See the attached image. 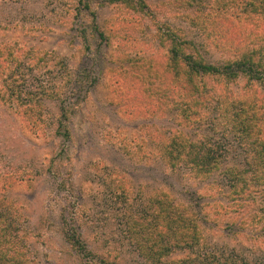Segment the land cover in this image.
Instances as JSON below:
<instances>
[{
    "label": "rangeland",
    "instance_id": "rangeland-1",
    "mask_svg": "<svg viewBox=\"0 0 264 264\" xmlns=\"http://www.w3.org/2000/svg\"><path fill=\"white\" fill-rule=\"evenodd\" d=\"M195 1L214 22H238V0ZM175 2L145 0L146 8L135 12L100 0H0V49L18 56L7 86L19 92L18 100L10 96L0 79V184L13 182L3 197L13 205L29 263L264 264L258 229L264 220L234 223L239 214L223 197V176L201 180L189 166L172 169L162 159L160 139L177 131L217 152L223 164L251 160L216 105L197 110L199 128L177 118L180 100L168 98V106L154 113L155 72L166 56L154 39L155 26L180 32L205 62L223 60L190 25L194 8L187 0ZM227 86L237 95L245 80ZM253 87L264 95L260 84ZM28 95L32 129L17 113ZM126 107L136 112H123ZM158 190L195 220L188 231L195 239L171 245L162 256L154 246V207L147 205ZM244 210L259 214L254 205ZM66 236L75 239L73 247Z\"/></svg>",
    "mask_w": 264,
    "mask_h": 264
},
{
    "label": "trees",
    "instance_id": "trees-1",
    "mask_svg": "<svg viewBox=\"0 0 264 264\" xmlns=\"http://www.w3.org/2000/svg\"><path fill=\"white\" fill-rule=\"evenodd\" d=\"M100 1L135 12H142L146 8L145 0ZM175 1V4L182 6L181 0ZM200 3L187 0L186 7L194 8L190 25L223 56V60L217 64H209L204 61L194 43L180 32L166 26H162L165 29L163 31L161 27L155 26L154 39L161 49L165 48L166 56L159 62L160 68L155 72L158 86L154 88V113L162 112L168 106V98L174 104L180 100L182 103L177 118L199 128L202 114L197 110L205 105H216L218 118L224 127H229L233 134H237L238 141L239 136L242 138L243 145H246L251 154V160H244L242 166L231 160H228V164L225 161L223 164L217 152L206 150L203 145L196 146L189 137L177 131L160 139L162 159L172 169L181 164L189 166L201 180L212 178L214 173L223 176L226 184L223 197L228 208L239 214L233 219L234 223H239L240 227L258 225L264 220V95L259 94L253 84L258 83L264 87V0L235 2V6L241 7V13L236 17L238 22L226 17L214 22L209 16L202 15ZM83 5L87 9V4ZM96 35L104 39L101 32ZM17 59L18 56L8 48L0 49V79L6 84L9 95L14 94L18 100L19 92L12 88L15 86H7V81H11L7 79L10 76L9 68ZM238 77L245 80V86L234 95L227 85ZM208 81L214 84L209 86ZM2 95L0 94V99L4 100ZM24 97L25 102H19L20 109L17 113L30 128L34 119L32 101L29 95ZM123 110L132 114L136 112V108L126 107ZM204 135L201 134L202 137ZM247 174L250 175L247 177ZM12 183L10 180H3L0 184V264H31L18 236L20 232L17 216L13 214V205L3 197L4 189ZM253 187L257 190H253ZM147 205L149 208L154 207V215H151L154 222L151 227H154V246L159 247L157 255L169 253L171 245L175 247L178 242L186 243L195 239L194 234L188 232L189 225L195 223L194 218L169 193L154 191L153 198L148 199ZM248 205L259 207V214L246 216L248 214L244 212V208ZM258 229L264 232V225ZM66 240L72 247L76 243L73 236H66Z\"/></svg>",
    "mask_w": 264,
    "mask_h": 264
}]
</instances>
